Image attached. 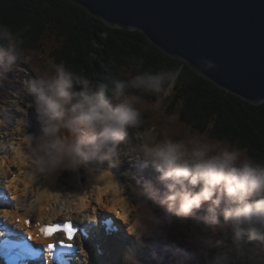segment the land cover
Segmentation results:
<instances>
[{
  "label": "clouds",
  "instance_id": "obj_1",
  "mask_svg": "<svg viewBox=\"0 0 264 264\" xmlns=\"http://www.w3.org/2000/svg\"><path fill=\"white\" fill-rule=\"evenodd\" d=\"M0 40L6 42L0 45V77L19 72L20 62L31 63L22 30L0 23ZM204 63L214 66L211 60ZM130 65L131 71L112 80L111 89L105 84L94 88L88 77L63 62L23 80L22 91L31 97L28 107L41 125V134H24L21 140L37 177L122 162L120 145L128 129L145 124V112L160 113L185 72L182 63L154 70L133 58ZM17 111L27 116L25 108ZM27 124L19 120L16 131ZM139 152L160 173L163 191L150 182L136 190L142 212L131 231L137 240L159 239L165 251L183 257V264H264V163L200 133L176 141L165 131L162 139L141 143ZM103 174L112 177L108 170ZM111 184L123 188L114 178ZM202 208L206 214L193 220L191 249L177 248L167 229L176 218L194 217Z\"/></svg>",
  "mask_w": 264,
  "mask_h": 264
},
{
  "label": "trees",
  "instance_id": "obj_2",
  "mask_svg": "<svg viewBox=\"0 0 264 264\" xmlns=\"http://www.w3.org/2000/svg\"><path fill=\"white\" fill-rule=\"evenodd\" d=\"M0 23L22 30L23 47L38 69L46 67L36 54L65 63L88 77L94 88L105 84L111 89L120 72L132 70L133 58L154 70L182 63L185 72L162 111L145 112L146 123L139 127L152 130L156 140L165 131L176 141L204 134L264 163V102L255 104L220 89L184 61L162 52L141 31L110 27L68 0H0ZM181 263L170 258L165 264Z\"/></svg>",
  "mask_w": 264,
  "mask_h": 264
},
{
  "label": "water",
  "instance_id": "obj_3",
  "mask_svg": "<svg viewBox=\"0 0 264 264\" xmlns=\"http://www.w3.org/2000/svg\"><path fill=\"white\" fill-rule=\"evenodd\" d=\"M68 1L110 27L143 32L219 88L264 101V0Z\"/></svg>",
  "mask_w": 264,
  "mask_h": 264
},
{
  "label": "bare ground",
  "instance_id": "obj_4",
  "mask_svg": "<svg viewBox=\"0 0 264 264\" xmlns=\"http://www.w3.org/2000/svg\"><path fill=\"white\" fill-rule=\"evenodd\" d=\"M23 93H19L21 95L19 98H21L23 103L19 102V105H17L18 102L16 103L15 113L19 112L17 111V107H22L23 105L25 106V104L28 105V103L31 101V97L29 99L28 97H25ZM27 100L28 103H26ZM33 112L36 113L35 109L33 110ZM21 119L22 117L14 123V128L17 127V123ZM12 122L13 121H3V123L0 124V137L1 135H5L2 136L0 139V186H3L5 188L7 186L8 189H10L11 187L13 194L17 192L18 183H22L24 185V189L28 186H32L34 191L33 196H35V199L31 202V206L29 208H24L20 211L18 205L23 202V198H20L19 194H14L13 199H15V204L9 206L6 209H0V214H2L4 218H8L11 223L19 224L16 225L17 227L14 226L13 229L19 228L23 229L25 234H33L37 230V228L41 226L42 223H49L53 219L55 220L62 215H66L67 211L65 212V210L70 209L72 203H59V196L53 191L55 180L59 173L51 177H37L33 173L28 161L25 159V150L23 145L21 144L22 138L19 141H14L13 138L10 137L12 131H14V129H12L10 125V123L12 124ZM23 128L24 125H21V131H19V134H21V132L23 134ZM140 132H142V130H140ZM9 167L11 168L10 170ZM106 168L107 169L100 170L98 174L94 173V171L92 170L88 172L87 184L82 185V183L75 191L77 195V199L74 201L75 212L78 213V215H80L81 212L84 214L83 216L81 215L82 219L80 221L83 220L85 222H92L98 217L99 207H102V205L108 207V205H106L104 201L107 200L108 194H112L113 197L110 199L109 202V204H111L109 210H113L116 214V217L123 220V222L120 224L125 229H121L120 227H118L115 233L114 231L110 233V235L114 233V235L117 237L112 242L113 244L107 243L101 238H99L95 242H91V235L90 233L87 234L88 238L86 239V241H81L80 243V252L83 256V264H147V262L141 261V254H143L145 242L143 241V239L137 240L131 231L133 222L135 221L137 216L140 215L142 209L139 206L138 200L136 202L137 204L132 205L130 203V205L126 200V196L122 197L123 194L126 195V188L123 185L124 181L132 177L129 175L127 176V174H124V181L121 182L120 179L122 176H119L117 172L112 170V167L109 168V166H106ZM105 170H108L112 173L111 178L103 174ZM149 173L150 175H152L154 172L149 170ZM158 177L159 173L158 175L156 174L157 182H159ZM113 178L118 181L121 185H123V188L117 190L115 187H113L111 184V179ZM134 178V184H128V186H126L128 191L126 192L136 198V190H141V187L139 183V175L134 174ZM90 197L93 201L90 200ZM93 202L96 203L97 206H93ZM0 204H3L5 206V204H8V202L4 199H0ZM23 205L24 203H21V206ZM88 207L91 208L90 211H87ZM161 207L162 206H160V208ZM71 211H73L72 208ZM131 213L133 214L132 219H130L129 217V214ZM25 218H30V220L37 221L38 225L36 224V226L35 224H33V221L30 220V224H24ZM16 219H19V222H16ZM108 227L109 230H111L109 224ZM9 228L10 226H8V229ZM86 228L90 230L88 227ZM183 235L184 237H186L187 234L184 233ZM9 236L14 235H12L10 232ZM147 243H150L149 246L152 245L150 241H148ZM115 247H117L120 252L113 250L115 249Z\"/></svg>",
  "mask_w": 264,
  "mask_h": 264
},
{
  "label": "rangeland",
  "instance_id": "obj_5",
  "mask_svg": "<svg viewBox=\"0 0 264 264\" xmlns=\"http://www.w3.org/2000/svg\"><path fill=\"white\" fill-rule=\"evenodd\" d=\"M4 45L6 46V43H4ZM36 56L38 58V63L39 62L44 63L45 67H47L49 64H51V62L48 59H46L45 57H42L38 54H36ZM20 68H21V70L17 73L8 72V73H5L4 77H0V109L6 110V111H0V119H2L3 121H13L12 124L10 123V125H11L12 129H14V131H12V134L10 137H12L14 141H16V140L19 141L23 137V134H28V133H33V134H37V135L41 134V125H40V122L38 120L37 114L33 112L34 109L29 108L27 104H25V106L23 105L24 107L22 106L21 108H25V110L27 112V116H24L23 113H20V112L15 113L16 107L13 106V101L15 102V105L17 102H18L17 105H19L20 103H23L21 98H19L21 96L19 93H23V91L21 90L22 87H21V85H17V84H19V82H21L23 79L25 80V79L34 78L36 75V71L41 70V69H38L37 65L32 60H31V63L20 62ZM224 91H226V90H224ZM23 95L30 99V96H27L25 93H23ZM262 102H264V101H262ZM26 103H28V100ZM254 103L258 104L261 102H254ZM14 108H15V110H14ZM8 115H9V117H8ZM15 117H16V119H15ZM21 117H22V119L24 118V119L28 120V124L24 125L23 134H22V132H21V134H19V132L16 131V128H14V123ZM174 124L176 125V122H174ZM139 129H141V128L138 127V128H129L128 129V135L125 138V141H123V144L121 143V145H120L121 161L122 162L120 164L112 167V170L117 172V174L119 176H122L120 179L121 182L124 181L123 180L124 174H127V176L129 175V173H133V174L139 175V176L145 175L146 178L144 181L139 180L141 190L143 189L145 183H148V182H150L153 186L161 189L162 185L160 184V182H156L157 179L155 176L156 174L158 175L159 172L152 165H150V164L146 165L143 161L142 154L139 152V145L141 143L150 142L152 139H155V134L153 131L146 130L144 128H143V130L141 129L142 132H140ZM2 136H5V135H1V137ZM1 137H0V139H1ZM105 164L100 165V166H97L95 164L87 165V166H81V168L75 172L64 171V172H60L57 175L53 191L55 194H57L59 196V198H58L59 203H63V202L72 203L71 208L73 209V211H71V208L68 210H65V212L67 211L66 212L67 214L63 215L64 217H67L68 215L72 216L73 219H75V221L77 220V218H79V220L82 219L81 215L83 216L84 214L81 212V214L79 216H77L78 213L75 212L74 201L77 199V195H76L75 191L78 189L79 185H81L82 183H83L82 185L87 184V181H88L87 176H88L89 171L92 170V171H94V173L98 174L100 170L107 169L106 166L108 167V164H106V165ZM10 167H9V170L11 169ZM149 170H152L153 172L155 171V175L154 176H152L153 174L150 175ZM123 171H125V172H123ZM159 175H160V173H159ZM129 176H131L132 178L124 181L123 185L126 188V190H125L126 195L123 194L122 197L126 196L127 202L129 204L131 203L132 205H135V204H137L136 203L137 199L134 198V196L129 195L128 192H126V191H128L126 186H128V184H130V183L134 184L133 181L135 180L134 175H129ZM18 185H19L18 186L19 197L23 198V203H24L22 210L24 208L27 209L31 206V202L34 201V199H35V196H33V194H34L33 187L28 186L24 189V185L22 183H18ZM5 186H6V184H5ZM6 189H8L7 186H6ZM112 197H113L112 194H108L107 200L104 201V203L106 205H108V207H105L103 205H102V207H99V210H98L99 213L98 214H101L104 211L106 213H109V214H115L113 210H109V208L111 206V204H109V202H110V199ZM90 200L93 201L91 197H90ZM92 204H93V206H97L96 203H94V202ZM159 209L160 208H157V210H159ZM90 210H91V208L88 207L87 211H90ZM132 213L129 214L130 219H132V217H133L132 215L134 213L133 214ZM205 214H206V211H205V209L202 208L200 210H197L196 214H194V217L179 218V219L176 218L174 224L170 228H168L167 231L169 234V239L176 241L177 248L188 249V250L191 249L192 242L195 241V238H196L195 232L193 231V220L195 218H202ZM221 219H222V217H221ZM88 222H90V221H88ZM120 222L122 223L123 220ZM82 223H84V222H82ZM192 231H193V233H192ZM184 233L187 234L186 237H184V235H183ZM98 236H101V235H98ZM143 241L145 242V248L143 249V254H141V256H142L141 261L150 262L152 259L150 264H154V261L161 263V264H165L167 261L166 260L167 257L175 256V258L180 259L182 262L181 264H183V257H181V255H179V254L174 255L172 251H165L164 244L159 239H156V240H144L143 239ZM148 241L151 242V244H152L151 246H149L150 243H147ZM193 264H194V262H193Z\"/></svg>",
  "mask_w": 264,
  "mask_h": 264
},
{
  "label": "snow or ice",
  "instance_id": "obj_6",
  "mask_svg": "<svg viewBox=\"0 0 264 264\" xmlns=\"http://www.w3.org/2000/svg\"><path fill=\"white\" fill-rule=\"evenodd\" d=\"M25 223H29V221H25ZM57 227L58 226H56V225L44 226V227L41 228V232H43L46 235H50L54 231L57 230ZM63 230L67 233L68 238L71 239V237H72V227H71V225L69 223H65L63 225ZM60 243H63V241H60ZM66 246L67 247H71L70 244L66 245ZM47 247H48L49 250H51L54 247V245L53 244H49Z\"/></svg>",
  "mask_w": 264,
  "mask_h": 264
}]
</instances>
